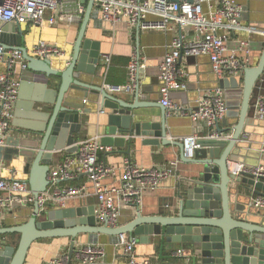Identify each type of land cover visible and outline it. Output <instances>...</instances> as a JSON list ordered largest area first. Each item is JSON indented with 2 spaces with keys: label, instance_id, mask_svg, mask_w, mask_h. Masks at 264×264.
I'll return each mask as SVG.
<instances>
[{
  "label": "water",
  "instance_id": "95a60500",
  "mask_svg": "<svg viewBox=\"0 0 264 264\" xmlns=\"http://www.w3.org/2000/svg\"><path fill=\"white\" fill-rule=\"evenodd\" d=\"M85 1L80 0L82 4ZM92 7L93 0H88L71 58L64 69H54L48 58L38 59L26 53L24 31L20 24L9 22L1 27V40L5 45L10 44L22 52L27 61V70L33 73L35 81L42 82L43 85L55 79L58 81L55 90L50 91L54 95L51 101L35 97L32 99L43 105L49 103L51 108L48 111H38L43 107L34 106L27 95L18 94L15 115H20V109L26 112V121H20L24 123L21 126L42 134L39 138L19 135L9 137L7 145L0 147V166L2 162L12 161L14 157L24 158V170L32 195L36 198L44 193L49 184L47 174L52 154L73 145V133L80 131V110L83 106L72 95L74 91H80L84 98H88L105 114L102 145L124 147L127 143V149L123 153L129 155L130 145L137 138H146L141 139L143 145L172 144L180 150L181 160L191 165L188 176L183 179V184L179 183L175 198L165 204L163 209H159L157 215H130L124 221L119 216L118 226L115 228L98 225L93 206L86 209L52 208L38 217L40 214L35 202L25 221H21L25 218L24 214L19 213L14 215L18 218V224L0 226V236L19 234L16 247L5 243L0 246V264H23L30 245L36 240L75 238L78 234H103L113 238L127 234L140 243L157 240L160 253L163 249L177 248L191 251L190 264H264V211L250 205V196L240 192L239 188L244 187L250 193L264 196V178L256 181L247 176L234 177L228 173L226 163L229 159L236 160L243 156V150H255V162L244 161L250 166H256L261 157L260 149L263 144L241 141L240 136L242 133L251 134L253 126L260 123L253 118V111L257 98L264 96V46L256 66L245 68L243 74L235 78V88L239 91L238 106H230L231 101H226L227 117L231 114L229 110L235 109L233 116L236 118L229 138L200 139V147L194 151L193 157L186 158L181 141L168 139L169 122L165 107L139 99L138 80L132 88H127L120 94L118 87L107 90L102 85L83 79V74L98 76L100 58L103 56L100 43L84 37L92 16ZM243 8L245 13L246 9ZM227 82L228 80H221L217 85L207 88H227ZM26 86L29 85L24 80L19 87L20 91H25ZM40 90L43 89L40 87ZM200 95L201 93L198 97ZM198 97L190 111H195ZM148 107H159L161 112L158 119L147 112ZM89 111L90 109L84 110L85 113ZM29 119L36 121L31 122ZM188 119L192 121L189 116ZM261 123L264 124L263 121ZM217 132L225 130L218 127ZM73 251L74 241L70 243L69 257ZM158 259L160 262L152 264H182L171 262L170 256L162 254Z\"/></svg>",
  "mask_w": 264,
  "mask_h": 264
},
{
  "label": "built area",
  "instance_id": "2783aa9c",
  "mask_svg": "<svg viewBox=\"0 0 264 264\" xmlns=\"http://www.w3.org/2000/svg\"><path fill=\"white\" fill-rule=\"evenodd\" d=\"M98 17L106 23L115 24L126 21L135 29L170 31L179 29L167 53L158 67L160 81V104L165 107L166 116L188 115L191 120L202 121L209 129V134L201 137L191 134L181 138L184 157L192 158L200 147V139L227 140L229 134L217 132L221 121L227 115L225 91L214 87L205 90L197 99L195 111H187L183 104L171 100L172 91H184L185 73L176 66L181 57L205 55L208 57L212 73L218 80L237 76L247 66L248 58H240L237 52L248 55L251 51L249 35L262 32L243 21L244 8L239 0H93ZM85 12L80 0H0V33L5 23L33 26L54 25L58 20L66 25L79 24ZM245 34L247 37L241 38ZM236 37V49L231 50L228 43ZM26 53L34 58L45 59L59 55L61 50L43 39L37 40ZM144 63L137 58L130 60L128 75L130 87L138 80ZM16 69L26 70L27 61L22 52L12 45H5L0 37V147L7 145L10 122L18 96L19 79ZM253 118L264 122V96L257 98ZM220 128V127H219ZM241 141L252 142L247 133H242ZM110 151V147L100 143L98 137L87 138L72 145L70 152L54 167L50 166L47 174L49 182L44 193L36 198L32 195L26 179L0 176V221L16 207L33 209L37 202L38 213L43 214L48 207H63L70 199L86 198L91 195L97 199L94 211L95 219L108 228L118 226L120 216L117 202L122 207L134 205L144 193L154 192L160 184L174 175L176 162L170 165L144 167L123 160V175L117 186L107 185L103 180L114 175L116 169L107 166L97 158V153ZM260 160L256 166H250L241 160H227V171L234 177L247 176L254 180L264 178V145L260 149ZM2 166V165H1ZM0 166V167H1ZM85 175L87 181L79 185L60 186V183ZM249 204L264 211V196L250 194ZM0 245L1 240H0ZM116 245L128 258L130 264H151L148 258L136 254L137 239L127 234L116 237ZM173 256L190 264V253L176 249ZM104 257V250L96 243H86L74 249L69 257L67 252L60 253L45 264H99Z\"/></svg>",
  "mask_w": 264,
  "mask_h": 264
},
{
  "label": "crops",
  "instance_id": "0c3cea01",
  "mask_svg": "<svg viewBox=\"0 0 264 264\" xmlns=\"http://www.w3.org/2000/svg\"><path fill=\"white\" fill-rule=\"evenodd\" d=\"M239 1L246 9L243 14V21L253 25L258 29V31H263L264 0ZM87 2L88 0L84 3L85 9ZM80 23L66 25L62 21L58 20L54 25L46 24L42 26H33L30 24H23L21 25V28L24 31L25 46L27 49H30V47L39 39H43L48 43L56 45L61 50V53L59 55H51L48 59L54 69H64L71 58L73 45L78 34ZM178 35V28H173L170 31H155L131 28L128 26L126 21H119L115 24L103 22L98 17L97 11L93 6L92 16L87 24L84 37L92 41L99 42L100 52L103 56L100 58L98 76L96 75V77H94L83 74V79L87 82L102 85L107 90L111 87H118V89H120L119 93L122 94L121 92H124L126 87H130L131 85L128 75V64L131 59L137 58L140 63H144L145 65L144 69H141L138 75L140 91L139 99L143 102L160 104V81L158 79L159 63L161 62L163 56L167 53L172 40ZM240 37L244 38L247 37V35L241 34ZM249 40L251 48L250 53L246 55L243 52H237V55L240 58H248L246 68L256 66L258 63L264 46V33H253L249 35ZM236 44V37H232L228 43L229 49L235 50ZM176 66L185 73L184 80L186 83V89L184 91H172L170 93V98L175 102L183 104L187 111H190L192 107H194L195 99L200 93L202 94L205 90L209 89L207 87L217 85L221 80H228V87L223 88L225 91L226 101H231L230 106H238L237 102L239 99L237 98V92L239 91L235 88V78L241 76L243 72L237 76L226 77L218 80L212 73L209 59L205 55L181 57L177 60ZM16 77L19 79L20 85L24 82V80L29 85L25 87V91H20L19 88L18 94L21 93L27 95L30 98L29 100L33 102L34 106L43 107L38 111H48V109L51 108L49 103L43 105V103L41 104L39 101H32V99L35 97L38 100H47V102L51 101L54 98V95L50 93V91L55 90V85L58 81L57 79L49 82L47 85H43L42 82L35 81V76L27 69L24 71L16 69ZM40 87L43 90H40ZM132 87L133 86H131V88ZM72 95L76 97V102L83 106L80 110V131L78 133H73V138L75 139L74 143L92 137H98L101 143V138L105 135V114L101 113V110L97 109L93 102L88 101V98H84L82 92L74 91ZM121 96L125 97L126 95ZM16 109L15 103L13 118L10 122L7 139L14 136L18 137V135L19 137L39 138V135L41 136L42 133H38L21 126L24 123H20V121H26L24 119L26 112L24 109H20V115L17 117L15 115ZM86 109H90L89 113L84 112ZM147 112H149L152 117H157L154 119H158L161 111L159 107H148ZM234 113L235 109L229 110V117L226 115L225 119L219 124V127L225 130L226 135L229 134V136L232 133V127L236 121V118L233 116ZM166 117L169 122L168 139L170 140L181 141L183 135L190 133L197 134L201 137H205L209 134V129L202 121L190 122L188 115L182 116L173 114L172 116ZM29 120L31 122L36 121L33 119ZM249 135L253 143L264 145V124L260 121V123L253 126L252 133H249ZM141 139L146 138H137L136 141L130 145L129 155L123 153V151L127 149V143L124 147L111 146L110 151L97 153L99 161L116 169L114 175L108 176L103 180L105 184L111 186L119 185L123 175L124 158H129L133 163L144 167L170 165L172 162H176L177 164L174 167V175L165 179L154 192L144 193L138 203L122 207L120 203L117 202V207H119L120 216L121 218L123 217V221L124 219L128 220L129 218L127 217L130 215H157L159 209H163L165 204L169 203L172 198H175L178 185L179 183L183 184V179L188 176V170L191 166L181 160L180 150L176 146L172 144L165 146L143 145L141 143ZM71 149L72 145L63 150L54 152L49 165L54 167L63 159L66 153L71 151ZM243 153L244 155L241 157L239 156L236 160L246 161L248 163L255 162V150H243ZM1 165L0 176L9 177L14 175L17 178L27 180V173L24 170V158L14 157L12 161L2 162ZM86 181L87 178L85 175H79L73 180L61 182L60 186L79 185L85 183ZM239 188L241 189L240 192L250 196L251 193L244 190V187ZM97 203L96 197L91 195L85 199H70L66 202L65 206L60 208L73 209L84 207L83 209H86L93 206L95 211ZM52 208L59 207L52 206L48 207L47 210ZM19 213L24 214L25 218L21 221H25L30 216L31 209L16 207L1 218L0 226L7 227L18 224V218L16 219L14 215ZM97 224L100 226L102 225L100 222H97ZM2 236H0L1 244L5 243L15 247L16 240H19V234L17 233ZM73 241L74 249L76 250L86 243H96L101 245L104 250V257L101 259L99 264H130L128 258L122 253L120 246L116 245V238L103 234H97L94 236L78 234L75 238L54 237L36 240L30 245L23 264H45V262L50 258L59 255L60 253H68L70 243ZM159 249L160 246L157 240L151 241L150 243L137 242L136 254L140 258H148L151 264L160 262L158 257H160L161 254L170 256L171 262L183 264V260L173 256L172 253L174 249H163L162 253H160ZM185 251L191 254V251ZM71 262L72 264H75V261Z\"/></svg>",
  "mask_w": 264,
  "mask_h": 264
},
{
  "label": "rangeland",
  "instance_id": "374dc122",
  "mask_svg": "<svg viewBox=\"0 0 264 264\" xmlns=\"http://www.w3.org/2000/svg\"><path fill=\"white\" fill-rule=\"evenodd\" d=\"M41 216H42V214L38 215V217H41ZM17 243H18V239L15 242V247L17 246Z\"/></svg>",
  "mask_w": 264,
  "mask_h": 264
},
{
  "label": "trees",
  "instance_id": "16d2710c",
  "mask_svg": "<svg viewBox=\"0 0 264 264\" xmlns=\"http://www.w3.org/2000/svg\"><path fill=\"white\" fill-rule=\"evenodd\" d=\"M3 237V236H2Z\"/></svg>",
  "mask_w": 264,
  "mask_h": 264
}]
</instances>
